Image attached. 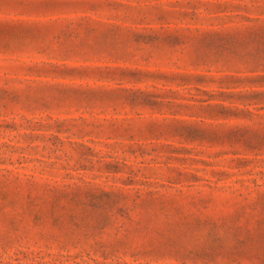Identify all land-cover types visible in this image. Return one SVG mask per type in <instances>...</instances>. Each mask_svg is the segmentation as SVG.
Returning <instances> with one entry per match:
<instances>
[{
    "label": "rangeland",
    "instance_id": "rangeland-1",
    "mask_svg": "<svg viewBox=\"0 0 264 264\" xmlns=\"http://www.w3.org/2000/svg\"><path fill=\"white\" fill-rule=\"evenodd\" d=\"M0 264H264V0H0Z\"/></svg>",
    "mask_w": 264,
    "mask_h": 264
}]
</instances>
